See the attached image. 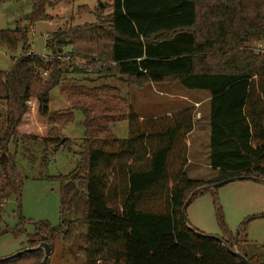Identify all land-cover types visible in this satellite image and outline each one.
Here are the masks:
<instances>
[{
    "label": "trees",
    "instance_id": "1",
    "mask_svg": "<svg viewBox=\"0 0 264 264\" xmlns=\"http://www.w3.org/2000/svg\"><path fill=\"white\" fill-rule=\"evenodd\" d=\"M62 1L31 0L25 25L0 29V47L12 53L19 50L9 69L0 70L8 100L0 137L4 180L0 201L20 192L22 181L8 143L35 139L18 132L27 102L34 99L38 115L47 119V134L41 138L45 152L65 147L62 127L74 120V110L82 115L75 167L66 175L48 178L64 183L69 194L76 190L75 181L84 184L85 235L78 248L83 264H243L231 252L244 255L238 234L232 235L223 221L216 188L207 186L238 175L264 180V54L253 48L255 41L264 43V0H111L107 14L100 6L90 10L79 5L80 14L91 13L95 20L55 29L45 41L50 51L46 57L32 52L27 24L47 20V8ZM88 66L129 86L177 83L207 92L209 165L218 176L190 179L185 173L193 107L182 109L175 121L172 114L140 119L129 107L122 112V120L128 122L126 138L116 137L99 123L101 86L91 90L93 99L71 111H51L50 92L68 74L89 72ZM114 162L126 172L123 196L117 188L106 192L98 171L100 165L112 168ZM193 192L188 204L197 195L211 193L222 242L183 222L182 206ZM66 200L60 225L34 223L25 246L32 250L0 264H41L43 250L34 248L47 242L52 251L53 233L58 230L70 243L77 227L64 210ZM73 208L78 211L77 203ZM244 256L250 264H264Z\"/></svg>",
    "mask_w": 264,
    "mask_h": 264
},
{
    "label": "rangeland",
    "instance_id": "2",
    "mask_svg": "<svg viewBox=\"0 0 264 264\" xmlns=\"http://www.w3.org/2000/svg\"><path fill=\"white\" fill-rule=\"evenodd\" d=\"M110 4L111 0H63L47 8L50 17L45 21L37 22L34 29L28 33L31 48L33 46L37 54H43L46 52L45 40L55 29L94 21L93 14H80L77 11L79 5L87 6L90 10L100 6L107 14L110 11ZM30 9L31 0H0V29H13L16 21L25 24L24 17ZM18 51L12 53L0 47V69H6L10 64L9 57L16 56ZM91 68L92 66H88L89 72L86 74H68L66 79L50 92L51 111L60 113L71 111L73 106H79L93 99L91 90L101 86L103 89L99 91V94L102 96L97 98L104 101L100 102L98 108L99 115L102 117L99 123L106 125V128L116 137L126 138L128 122L122 120V112L129 107L137 116L170 111L173 112L175 121L178 113L184 109L182 107H188L201 100L198 106L193 107L195 112L193 111L192 115L197 129L189 135V158L192 162L187 165L185 173L190 179L207 180L218 176V170L212 169L210 165V167H203L209 160L207 117L209 106L203 102L204 94L207 92L188 90L177 83H163L159 85L169 86L170 94L162 95L153 91L151 84L143 87L129 86L119 78L98 75L93 69L90 70ZM74 112V120L63 126L60 133V136L67 139L65 147H59L56 151L47 148L45 152L40 134L43 137L46 136L47 120L45 122V119L40 117V121L43 119L44 124L38 123L39 116L31 120V114L27 115L25 123L30 124L26 127L30 132L27 134L35 136V139L24 138L16 143L12 142L13 140L9 141L8 150L13 153L14 167L20 175L22 184L19 194H13L8 199L0 201V230L2 231L0 259L26 249L27 235L34 232V223L48 221L54 227L60 225L63 201L68 197L64 210L66 214L68 212L69 219L75 220L76 234L70 243H66L62 240L61 230L53 233V247L47 264L84 263V258L78 251L85 235V227L81 224L84 184L81 180L74 182L76 189L74 191L77 194L73 196L74 191L69 194V189L64 183L48 178L58 174H68L78 161L83 135L81 123L83 119L80 112L76 110ZM33 123L36 125V131L32 129ZM118 165L120 163L115 162L112 168L100 165L98 171L102 182L105 183V191L109 192L117 188L120 196H123L127 187L126 172H122ZM3 182L1 177L0 186ZM216 192L220 214L230 233L234 236L238 234V247L241 252L247 257H256L264 261V216H261L264 215V183L250 179L234 180L217 187ZM76 203L78 211H74L75 208H73ZM216 212L217 206L211 193L205 192L197 195L187 205L185 213L190 226L205 235L221 237L223 231ZM15 229L18 231H13Z\"/></svg>",
    "mask_w": 264,
    "mask_h": 264
},
{
    "label": "crops",
    "instance_id": "3",
    "mask_svg": "<svg viewBox=\"0 0 264 264\" xmlns=\"http://www.w3.org/2000/svg\"><path fill=\"white\" fill-rule=\"evenodd\" d=\"M61 9L63 8V7H60ZM29 13V12H28ZM28 13H26L25 14V16L28 14ZM25 22V21H24ZM16 23H17V21H16ZM16 23H15V25H16ZM22 25H25V24H22ZM28 25V28H29V31L30 30H33L34 29V27L37 25V22L36 23H33V24H27ZM52 25V24H51ZM48 31H46V33H47ZM45 33V34H46ZM46 41V40H45ZM46 43V42H45ZM32 52H34V53H36L37 54V52L33 49V46H32V50H31ZM50 51H48V50H46V52L45 53H43V54H39V55H41V56H47L48 55V53H49ZM12 57L13 56H11V57H9L10 58V64H9V66L6 68V69H0V70H2V71H5V70H8L9 69V67L11 66V63H12ZM1 79H0V137L2 136V134H3V131L5 130V126H6V112H7V109H8V100H7V98H6V92H5V90H4V88H3V85H2V83H1ZM151 89L153 90V91H155V92H157V93H159V94H162V95H169L170 93V88H169V86H162V85H159V84H151ZM202 101L201 100H199V101H196L193 105L192 104H190L188 107H194V106H198V104H200ZM203 102L204 103H207L208 104V106H209V95H208V93H205L204 94V100H203ZM182 108H187V106H184V107H182ZM27 113L24 115V117H23V119H22V122L19 124V126H18V132L19 133H23V134H27V133H30L29 132V130H28V128H26V127H28L29 125H26V117H27V115L28 114H31V120H34L36 117L38 118V113H37V102H36V100H34V99H30L28 102H27ZM195 112V111H194ZM173 112H170V111H164V112H162V113H152L151 115H149V116H147V115H139L138 117L140 118V119H145V118H155V117H157V116H159V115H171ZM208 114H209V111H208ZM207 114V117H208V121H209V115ZM43 119H45V122H46V118H44V117H42ZM41 120L40 121V116H39V119H37V120H39L38 121V123L40 122L41 124H44V120ZM35 122V121H34ZM37 123V124H38ZM192 123H193V128H192V131L187 135V139H188V147H187V163H186V165H185V167H184V170L187 168V165L190 163V162H192L191 161V159L189 158V151H190V149H189V135L191 134V133H193L194 131H196V129H197V125H194V120L192 121ZM33 125H34V127L32 128L33 130H35V127H36V125L33 123ZM208 130H209V127H208ZM36 131V130H35ZM36 133V132H35ZM40 133H43V132H40ZM42 137H43V135L42 134H40ZM196 162V161H195ZM200 164V163H199ZM201 165V164H200ZM203 167H210L209 166V160L207 161V164H204L203 165ZM213 178V177H212ZM212 178H208V179H212ZM207 179V180H208Z\"/></svg>",
    "mask_w": 264,
    "mask_h": 264
},
{
    "label": "water",
    "instance_id": "4",
    "mask_svg": "<svg viewBox=\"0 0 264 264\" xmlns=\"http://www.w3.org/2000/svg\"><path fill=\"white\" fill-rule=\"evenodd\" d=\"M60 51V50H59ZM240 179H250V180H254V181H258V182H262L264 183V180L263 179H258L257 177H252V176H245V175H238V176H232V177H229V178H225L221 181H218V182H215L213 184H211L210 186H207L208 189H212V188H217V187H220L221 185L225 184V183H228L230 181H234V180H240ZM201 190V189H199ZM196 192H193L188 200L185 202V204L182 206V217H183V222L191 229L194 231V228L190 225H188V221H187V218H186V207H187V204L189 202V200L191 199V197L195 194ZM216 239H218L220 242H222V240L218 237H216ZM34 249H42L43 250V257H42V260H41V264H47V259L49 257V254H50V250H51V247L50 245L47 243V242H42L40 243L37 247H35ZM29 250H32V249H29V248H26V249H23V250H20L18 251L17 253L7 257V258H10V257H14L16 255H19L23 252H26V251H29ZM231 252L237 256L241 262L243 264H250L249 261L247 260V258L240 254L238 251H232ZM7 258H3V259H7ZM3 259H0V260H3Z\"/></svg>",
    "mask_w": 264,
    "mask_h": 264
},
{
    "label": "built area",
    "instance_id": "5",
    "mask_svg": "<svg viewBox=\"0 0 264 264\" xmlns=\"http://www.w3.org/2000/svg\"><path fill=\"white\" fill-rule=\"evenodd\" d=\"M253 48H254V50L255 51H257V52H259V53H261V54H264V43L263 42H261V41H255L254 43H253Z\"/></svg>",
    "mask_w": 264,
    "mask_h": 264
}]
</instances>
